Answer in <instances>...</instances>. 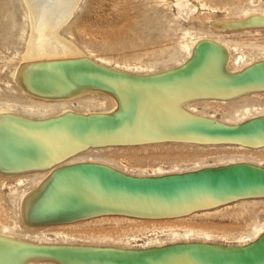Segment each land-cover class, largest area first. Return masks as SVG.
<instances>
[{"label": "bare ground", "instance_id": "bare-ground-1", "mask_svg": "<svg viewBox=\"0 0 264 264\" xmlns=\"http://www.w3.org/2000/svg\"><path fill=\"white\" fill-rule=\"evenodd\" d=\"M26 1L32 35L18 86L44 100L99 92L119 103L118 110L111 113L65 112L47 121L0 116V172L13 175L37 169L48 173L41 187L23 202L26 224L42 227L77 222L97 218L99 211L108 209L138 213L139 219L176 218L192 214L179 212L194 203L264 193V168L249 164L161 179L132 178L91 163L56 170L78 150L108 141L208 140L231 135L246 144L239 145L263 147L264 117L227 130L228 126L183 108L195 98L258 91L264 87V62L235 76L227 70L229 60L218 56L219 48L205 41L196 45L191 61L181 69L145 77L122 74L83 58L82 52L59 34L81 0ZM262 254L264 236L245 247L179 244L120 250L32 245L0 235V264H30L33 260L58 264H227Z\"/></svg>", "mask_w": 264, "mask_h": 264}, {"label": "rangeland", "instance_id": "rangeland-1", "mask_svg": "<svg viewBox=\"0 0 264 264\" xmlns=\"http://www.w3.org/2000/svg\"><path fill=\"white\" fill-rule=\"evenodd\" d=\"M29 13L26 0H0V116L47 121L66 113L118 110L119 103L108 94L92 92L67 100H44L18 86L20 69L28 62ZM262 20L264 0H81L59 34L79 49L83 58L136 77L181 69L191 61L196 45L209 41L219 48L218 56L229 60V73L239 74L264 62ZM231 97L195 98L183 109L229 127L264 117V90ZM88 163L132 178L182 175L234 164L264 168V146L169 140L96 146L77 152L55 169ZM47 175V170L37 169L13 175L0 172V235L32 245L120 250L179 244L245 247L264 236V198L242 199L176 218L111 215L29 226L24 222L23 202L41 187ZM30 264L58 263L33 260Z\"/></svg>", "mask_w": 264, "mask_h": 264}, {"label": "water", "instance_id": "water-1", "mask_svg": "<svg viewBox=\"0 0 264 264\" xmlns=\"http://www.w3.org/2000/svg\"><path fill=\"white\" fill-rule=\"evenodd\" d=\"M260 65V64H258ZM248 71V70H246ZM246 71L236 74L235 76L242 75ZM243 84V83H242ZM259 90H264V87L257 88ZM247 91V90H246ZM245 92V91H242ZM241 93V92H239ZM232 95V94H231ZM234 126L227 127V130H231ZM168 139L164 140H144V141H139V140H126V141H108L104 143H99L97 144L98 146H109V145H115V144H137V143H149V142H161V141H167ZM169 141H176V142H188V143H197V144H220V143H235V144H244L240 141H238L236 138L232 137L231 135H225L220 138H215V139H208V140H198V139H183V140H169ZM246 145V144H244ZM86 146V145H85ZM250 146H255V145H250ZM80 151V150H78ZM225 168V167H221ZM221 168H216V169H221ZM213 169V170H216ZM11 172H16V171H11ZM17 173V172H16ZM174 176V175H173ZM167 178V177H172V176H163V177H157V178H144V179H161V178ZM249 198H264V193L262 194H244V195H238V196H233V197H228V198H222L217 201H214L212 203H194L190 205V208L185 209L181 212H188V213H196V212H202L206 210H211L235 201H239L242 199H249ZM184 214V213H183ZM111 215H119V216H128V217H135L139 218L141 215L138 213H129L127 211H122V210H102L99 211L98 217L102 216H111ZM175 215V213L171 214ZM96 216V217H97ZM227 264H264V254L256 256V257H251L247 260H234L232 262H229Z\"/></svg>", "mask_w": 264, "mask_h": 264}]
</instances>
